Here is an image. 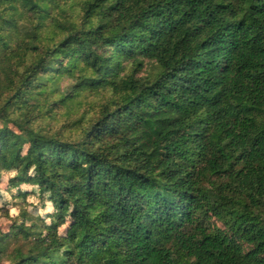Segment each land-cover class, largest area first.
<instances>
[{
    "label": "trees",
    "instance_id": "obj_1",
    "mask_svg": "<svg viewBox=\"0 0 264 264\" xmlns=\"http://www.w3.org/2000/svg\"><path fill=\"white\" fill-rule=\"evenodd\" d=\"M49 3L0 0V177L56 207L7 264H264V0H84L43 40ZM139 57L160 72L118 81ZM75 67L61 101L114 90L77 139L36 125L56 103L34 95Z\"/></svg>",
    "mask_w": 264,
    "mask_h": 264
},
{
    "label": "rangeland",
    "instance_id": "obj_2",
    "mask_svg": "<svg viewBox=\"0 0 264 264\" xmlns=\"http://www.w3.org/2000/svg\"><path fill=\"white\" fill-rule=\"evenodd\" d=\"M84 0H59V5L52 3L48 4L47 16L40 22L37 31L41 34L44 40L47 37H56L59 39L63 32L58 28V21L66 17L77 18L80 13L81 3ZM33 23L39 22L38 19L32 18ZM26 30H24L25 32ZM31 39L32 36L23 34L20 39ZM42 40V41H43ZM29 58L32 55H28ZM67 64V61L64 62ZM141 63V66H138ZM161 66L158 62L152 59L139 57L137 60L123 59L121 69L116 75V79H122L133 75L134 77L154 76L160 72ZM52 71L41 78L45 82V88H37L34 95L38 101L46 96H51V106H47L49 113L46 117L37 120L36 125L45 131L62 132L65 136L77 139L81 132V126L94 117L101 103L108 101L114 97L112 87H101L99 89L80 88L77 96L72 100L68 99L61 101L62 95L66 91L74 89V83L80 75L79 67ZM87 71L85 75H90ZM1 125V124H0ZM10 127L17 128L10 124ZM27 150V145L24 146L23 152ZM16 173L15 170H2L0 177V235L7 236L10 240V249L8 254L0 255V263L7 264L11 261L12 251L14 247L20 246L26 250L31 241L23 238L19 232V225H33L35 233L46 231L45 225H50L56 220V207L46 191H40L38 185L26 181L14 184L11 182V177ZM219 225L220 222H217ZM67 223L59 228L60 233L66 232Z\"/></svg>",
    "mask_w": 264,
    "mask_h": 264
}]
</instances>
